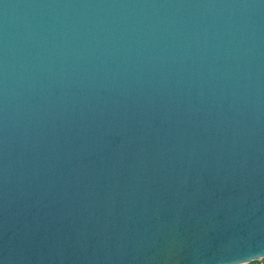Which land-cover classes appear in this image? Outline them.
Wrapping results in <instances>:
<instances>
[{
  "label": "water",
  "instance_id": "water-1",
  "mask_svg": "<svg viewBox=\"0 0 264 264\" xmlns=\"http://www.w3.org/2000/svg\"><path fill=\"white\" fill-rule=\"evenodd\" d=\"M264 259V0H0V264Z\"/></svg>",
  "mask_w": 264,
  "mask_h": 264
},
{
  "label": "built area",
  "instance_id": "built-area-1",
  "mask_svg": "<svg viewBox=\"0 0 264 264\" xmlns=\"http://www.w3.org/2000/svg\"><path fill=\"white\" fill-rule=\"evenodd\" d=\"M249 264H264V259L263 260L254 261V262H251Z\"/></svg>",
  "mask_w": 264,
  "mask_h": 264
}]
</instances>
